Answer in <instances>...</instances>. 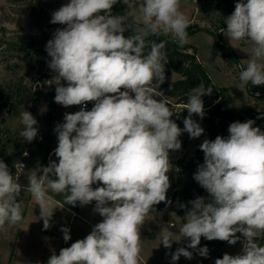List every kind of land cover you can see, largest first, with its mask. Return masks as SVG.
<instances>
[{"label": "clouds", "instance_id": "1", "mask_svg": "<svg viewBox=\"0 0 264 264\" xmlns=\"http://www.w3.org/2000/svg\"><path fill=\"white\" fill-rule=\"evenodd\" d=\"M117 3L136 8L138 15L132 20L142 26L132 27L129 17L114 15ZM50 22L65 26L56 29L46 45L48 66L57 73L52 80L54 100L81 108L65 113L64 123L55 128L58 162L33 170L26 187L0 160V231L23 220L18 200L22 191L34 198L44 230L50 228L56 209L49 191L65 194V204L73 207L94 201L102 221L85 238L58 255L53 252L47 264H140L146 217L155 205L171 203L169 153L181 149L182 131L190 138L204 133L191 117H204L202 96L212 93L203 83L190 90L185 105L189 116L182 130L159 90L166 79L165 43L153 42L145 53V38L171 34L183 46L188 42V17L180 0H69L51 14ZM224 23L231 45H251L246 68L239 74L241 87L249 82L264 85V0H238ZM126 31L133 34L126 37ZM88 102H94L91 110H86ZM20 116V135L30 143L38 134L37 120L27 110ZM254 123L233 122L227 137L218 135L200 144L204 162L194 179L209 197L190 201V207L180 205L186 208L180 240L173 239L174 231L161 229L165 248L189 240L172 254L173 262L181 256L191 259L188 249H197L201 237L230 245L243 237L240 254L226 253L215 264H264V245L257 242L264 234V131ZM98 183L102 186L94 188ZM61 231L69 241V228ZM198 254L207 257L209 250L199 248Z\"/></svg>", "mask_w": 264, "mask_h": 264}, {"label": "rangeland", "instance_id": "2", "mask_svg": "<svg viewBox=\"0 0 264 264\" xmlns=\"http://www.w3.org/2000/svg\"><path fill=\"white\" fill-rule=\"evenodd\" d=\"M198 1L201 8L197 19L189 23L187 31L198 27L209 29L213 34L198 30L188 38L187 43L195 47L196 58L199 61L202 59L213 81L225 87L235 103L264 109V95L259 91L251 94L245 86L241 87L239 79L240 72L246 68L245 60L249 58L251 45L236 41L231 45L227 33L223 31L227 28L224 18L231 15L238 0ZM68 2L69 0H0V160L7 164L13 175L16 164L19 161L25 162V167L15 175L18 182L25 187L33 170L39 172V168L47 167L50 161L58 162L54 154V149L58 145L55 128L62 124L65 113L77 112L78 105L64 107L57 103L56 107L51 109L43 99L49 85L56 83L52 80L57 75L48 66L51 58L46 51V45L56 29L65 27L52 24L51 14ZM219 30L244 67L238 62L228 65L217 55L215 38ZM167 36L177 40L171 34ZM20 45H24V50L19 49ZM179 77V74L173 72L168 76V80ZM64 84L66 86V83ZM21 90L27 94L39 93L34 100H29L17 96L16 93ZM93 103L88 102L89 110ZM25 110L37 120L35 127L38 134L30 143L23 140L20 135L24 127L20 114ZM229 125L226 127L225 137L229 135ZM201 127L204 133L198 138H190L187 132L182 131L180 137L186 140L187 144L183 146L181 142L180 150L170 151V161L193 154L195 148L205 140L206 129L204 126ZM98 186L102 185L99 183L93 185L94 188ZM62 196L64 198L65 194ZM198 197L208 198L207 191L204 189ZM196 198L176 201L148 214L141 230L140 264H202L200 255L193 253L191 248L188 249L193 253L191 259L184 256L175 262L166 259L168 250L173 254L178 248L186 247L189 240L182 239L173 242L171 248H165L161 244L159 234L161 229L168 228L177 233L173 239L180 240L178 233L181 217L186 214V208L180 205L190 207L189 202ZM52 199L56 209L50 220V228L44 230L43 220L39 218L40 210L34 198L29 192L22 191L18 200L22 201L23 220L15 226L6 225L5 230L0 231V263L47 264L53 252L58 255L60 249L70 247L76 240L85 238L94 225L102 221V217L94 211V201L89 205H80L75 211L55 201L53 197ZM63 227L70 230L71 239L67 242L63 239L61 231ZM242 240L243 237L235 245L225 247L219 258L226 253L240 254ZM216 259L212 258L206 264H215Z\"/></svg>", "mask_w": 264, "mask_h": 264}, {"label": "trees", "instance_id": "3", "mask_svg": "<svg viewBox=\"0 0 264 264\" xmlns=\"http://www.w3.org/2000/svg\"><path fill=\"white\" fill-rule=\"evenodd\" d=\"M112 12L114 15H124L129 17V24L132 27L142 26L139 23H133L129 15V9L123 3H117L114 5ZM227 26V25H225ZM198 30H205L207 33L213 34L209 29L205 28H194L187 31L188 36L197 32ZM133 34L130 31L125 32V36ZM215 35V34H214ZM145 53L150 50V46L153 42L165 43V49L167 53L168 63L165 65V82L160 86L159 90L162 91L168 99L169 107L173 112L172 119L178 124V126L184 129V119L189 116L185 105L188 99V94L193 87L199 86L203 83L205 87H211V95L202 96L204 102V117L201 118L197 114H192V119L204 126L206 129L205 139L214 140L218 135L225 137L226 127L233 122H246L249 119L253 120L254 127H259L264 131V109H256L247 104H237L233 100L229 91L218 85L213 81L209 75L207 69L201 61L196 58L194 52L195 47L189 43L181 46L178 40H173L166 34H150L146 38ZM216 46L218 49V55L228 65H233L237 62L234 51L225 42L222 34L219 32L215 38ZM19 49L24 50V45H20ZM190 49L192 51H190ZM179 74V78L174 80H168V76L171 73ZM66 83V82H62ZM248 91L252 94L254 91H259L261 95H264V85L253 86L250 82L245 86ZM55 83L49 85V88L43 94V99L46 104L54 109L57 103L54 100L55 97ZM39 92L26 93L25 91L17 92V96H22L29 100H34L38 96ZM180 140L185 146L186 140L180 137ZM204 162V153L200 150V147L195 148L193 154L189 157L181 156L170 161V172L168 173L170 179V188L167 192V200L171 203L176 201H185L198 197L204 191L198 182L194 179V173H196L198 166ZM49 195L55 200L61 202L68 208L75 211L79 208V204L75 207L72 205L65 204L62 194H56L49 191ZM209 197V194H208ZM169 203L161 202L155 205V210H160L166 207ZM152 210L150 212H153ZM184 222V216L181 217V225ZM239 236L240 234L237 233ZM150 237V236H149ZM258 243L264 245V234H261L258 238ZM207 247L209 254L207 257L200 256V262L202 264L208 263L212 258H219L221 252L227 246H231L226 241L213 240L209 241L204 237H201L200 245L197 249H192V252L198 254V249ZM172 251L166 252V259H171ZM4 264V263H0Z\"/></svg>", "mask_w": 264, "mask_h": 264}, {"label": "crops", "instance_id": "4", "mask_svg": "<svg viewBox=\"0 0 264 264\" xmlns=\"http://www.w3.org/2000/svg\"><path fill=\"white\" fill-rule=\"evenodd\" d=\"M199 1L198 0H180V5H181V11H183L187 17H188V20H189V23L192 22V21H195V19H197V15H198V11L199 9L201 8V5L198 3ZM129 15L131 17V19L138 15V10L136 8H133V9H129ZM222 30V29H221ZM221 30H219L218 32H222ZM198 32V31H197ZM196 33V32H195ZM193 33V34H195ZM191 34V35H193ZM189 35L188 38L191 36ZM192 44V43H191ZM196 46V45H195ZM197 47V46H196ZM217 55H218V51H217ZM219 56V55H218ZM236 56V55H235ZM220 57V56H219ZM221 58V57H220ZM236 60L239 64H242L240 63V61L238 60L237 56H236ZM202 61V59H201ZM203 63V61H202ZM204 65V63H203ZM243 65V64H242ZM205 66V65H204ZM244 67V65H243ZM205 68L207 69V67L205 66ZM245 69V67H244ZM243 69V70H244ZM208 71V69H207ZM55 200V199H54ZM57 201V200H55ZM58 202V201H57Z\"/></svg>", "mask_w": 264, "mask_h": 264}, {"label": "built area", "instance_id": "5", "mask_svg": "<svg viewBox=\"0 0 264 264\" xmlns=\"http://www.w3.org/2000/svg\"><path fill=\"white\" fill-rule=\"evenodd\" d=\"M257 91H254V92H252V93H256ZM93 105V104H92ZM80 108H81V106H77V111H79L80 110ZM86 110H89V104L87 103V108H86ZM62 123H64V121L62 122ZM21 164H23L24 165V167H25V162L24 161H19L17 164H16V168H15V175H18V173H19V171H21L24 167H22L21 166Z\"/></svg>", "mask_w": 264, "mask_h": 264}]
</instances>
